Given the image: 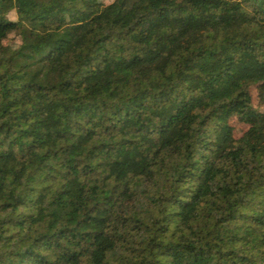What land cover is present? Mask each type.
I'll return each mask as SVG.
<instances>
[{
  "label": "trees",
  "instance_id": "16d2710c",
  "mask_svg": "<svg viewBox=\"0 0 264 264\" xmlns=\"http://www.w3.org/2000/svg\"><path fill=\"white\" fill-rule=\"evenodd\" d=\"M263 89L264 0H0V264H264Z\"/></svg>",
  "mask_w": 264,
  "mask_h": 264
},
{
  "label": "rangeland",
  "instance_id": "374dc122",
  "mask_svg": "<svg viewBox=\"0 0 264 264\" xmlns=\"http://www.w3.org/2000/svg\"><path fill=\"white\" fill-rule=\"evenodd\" d=\"M261 94L264 96V89L261 90ZM232 122L236 126L237 133L240 134L243 131L244 126L243 125H239L237 119L232 120Z\"/></svg>",
  "mask_w": 264,
  "mask_h": 264
}]
</instances>
